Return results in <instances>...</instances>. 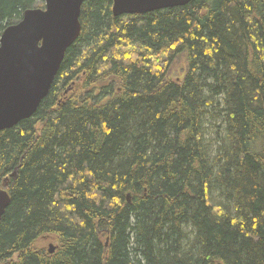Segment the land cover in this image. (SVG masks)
Segmentation results:
<instances>
[{"label":"trees","instance_id":"1","mask_svg":"<svg viewBox=\"0 0 264 264\" xmlns=\"http://www.w3.org/2000/svg\"><path fill=\"white\" fill-rule=\"evenodd\" d=\"M32 8L0 0V36ZM111 8L83 3L48 96L0 132V264H264V0Z\"/></svg>","mask_w":264,"mask_h":264},{"label":"water","instance_id":"2","mask_svg":"<svg viewBox=\"0 0 264 264\" xmlns=\"http://www.w3.org/2000/svg\"><path fill=\"white\" fill-rule=\"evenodd\" d=\"M43 9L26 10L0 36V132L36 113L48 96L66 51L79 39L86 0H41ZM112 16H142L182 8L193 0H111ZM16 178V170L10 175ZM8 179L0 188V222L9 207ZM130 202V195L126 197ZM56 247H48L52 255Z\"/></svg>","mask_w":264,"mask_h":264},{"label":"rangeland","instance_id":"3","mask_svg":"<svg viewBox=\"0 0 264 264\" xmlns=\"http://www.w3.org/2000/svg\"><path fill=\"white\" fill-rule=\"evenodd\" d=\"M185 70V57L184 55H180L175 59L174 63L169 68L170 76L174 79L179 78L185 73ZM67 93L68 92H65V95H67ZM221 118L222 117H220V113H218V111L209 110L208 114L203 117V124L201 125L204 133L205 147L208 148L207 150L212 156L216 153L223 140H225L224 126L222 125ZM211 195L213 196V203L215 202L216 204L226 205V202H223L221 199H219L217 194L212 192ZM50 244L56 246L54 242L47 243L46 251H48V247Z\"/></svg>","mask_w":264,"mask_h":264},{"label":"flooded vegetation","instance_id":"4","mask_svg":"<svg viewBox=\"0 0 264 264\" xmlns=\"http://www.w3.org/2000/svg\"><path fill=\"white\" fill-rule=\"evenodd\" d=\"M41 1V0H40ZM42 2V1H41ZM43 3V2H42ZM82 8V7H81Z\"/></svg>","mask_w":264,"mask_h":264}]
</instances>
